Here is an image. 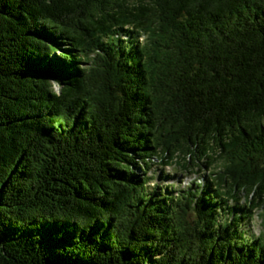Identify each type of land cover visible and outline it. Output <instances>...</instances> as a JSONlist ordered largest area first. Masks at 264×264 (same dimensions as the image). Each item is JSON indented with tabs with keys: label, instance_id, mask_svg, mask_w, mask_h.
<instances>
[{
	"label": "trees",
	"instance_id": "1",
	"mask_svg": "<svg viewBox=\"0 0 264 264\" xmlns=\"http://www.w3.org/2000/svg\"><path fill=\"white\" fill-rule=\"evenodd\" d=\"M0 264H264V0H0Z\"/></svg>",
	"mask_w": 264,
	"mask_h": 264
},
{
	"label": "rangeland",
	"instance_id": "2",
	"mask_svg": "<svg viewBox=\"0 0 264 264\" xmlns=\"http://www.w3.org/2000/svg\"><path fill=\"white\" fill-rule=\"evenodd\" d=\"M56 87H58V85L56 84ZM190 160L191 161H193V162H195L194 160H193V158H192V156H190ZM223 160V158H220V160L218 161V163H217V165H215L214 166V168H216V166H218L219 164H220V161H222ZM196 162H200V160H196ZM202 165V164H201ZM206 167V165L204 164V165H202V168H201V170H202V172H205L206 170H207V168H205ZM167 171H171V172H174V168H173V166L170 164L169 166H168V170ZM190 175H194V174H190ZM198 176V175H197ZM195 178V177H194ZM193 178V179H194ZM175 179L174 178H172V179H169L168 181H174ZM188 180H191V177H189L188 179H187V181ZM184 184H186V183H184ZM258 219V218H257ZM259 221V220H258ZM259 228H260V225H259V223L256 225V227H255V229H258L259 230Z\"/></svg>",
	"mask_w": 264,
	"mask_h": 264
},
{
	"label": "bare ground",
	"instance_id": "3",
	"mask_svg": "<svg viewBox=\"0 0 264 264\" xmlns=\"http://www.w3.org/2000/svg\"><path fill=\"white\" fill-rule=\"evenodd\" d=\"M145 92H146V91H145ZM174 174H175V172H174ZM175 175H176V174H175ZM176 178H177V177H176ZM165 182H167V180H166ZM184 183H185V182H182V185H185Z\"/></svg>",
	"mask_w": 264,
	"mask_h": 264
}]
</instances>
